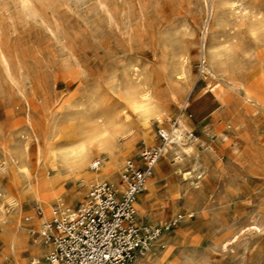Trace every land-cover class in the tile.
Listing matches in <instances>:
<instances>
[{
  "label": "rangeland",
  "instance_id": "1",
  "mask_svg": "<svg viewBox=\"0 0 264 264\" xmlns=\"http://www.w3.org/2000/svg\"><path fill=\"white\" fill-rule=\"evenodd\" d=\"M210 1L0 0V210L29 220L44 215L41 206H31L25 177L13 172L10 153L18 147L30 150L26 169L35 178L52 147L60 153L81 136L91 138L98 124L118 122L125 109L134 140L125 163L159 143L158 128L171 126L183 114L206 172L201 180L184 176L192 169L190 160L180 171L174 155L161 165L163 154L156 163L163 177L137 196L150 208L141 223L160 233L161 225L169 224L174 234L171 254L162 264H264V41L256 43L226 4L214 26V41L248 43L239 47L246 57L240 78L244 87L233 85L228 73L219 79L204 72ZM178 73L184 78L177 80ZM140 89L162 99L167 109L163 122L152 125L150 143L142 141V116L128 107L129 93ZM218 90L226 91V103L217 98ZM73 136L78 138L73 141ZM62 183L77 193L87 189L74 203L63 196L71 208L86 199L92 186L72 177ZM169 185L180 187L182 194ZM190 205L197 211L175 220L186 216ZM38 236L33 232L29 240ZM29 252L23 255L31 264ZM8 262L3 258L2 264Z\"/></svg>",
  "mask_w": 264,
  "mask_h": 264
},
{
  "label": "bare ground",
  "instance_id": "2",
  "mask_svg": "<svg viewBox=\"0 0 264 264\" xmlns=\"http://www.w3.org/2000/svg\"><path fill=\"white\" fill-rule=\"evenodd\" d=\"M226 4L230 5L236 19L239 20L238 25L240 26L242 24L246 26L247 30L257 43L260 40L264 41V1L211 0L207 5V14L204 21V53L202 60L204 72L219 79L221 78L220 74L223 72L228 73L233 80V85L244 87L240 78L246 70L243 65L246 57H244L245 59L242 57L239 47L242 48L243 44L248 43H242L241 40H224L226 41L224 44L218 45L214 41L215 39L217 40L214 35V26L220 21V14H222L220 12ZM208 36L209 42L206 44L205 40ZM249 44L251 46V43ZM262 47L264 46L261 45V48ZM181 59L183 58L181 57ZM181 59L179 62H182ZM181 69L180 72L185 71V69L182 71ZM176 76V79L178 80L184 75L182 73H178ZM225 79L227 80L228 78L226 77ZM225 92H223V90H218L216 92L217 97L222 104L227 102ZM250 96L252 97V94ZM128 107L131 108L134 113L136 112L137 116L138 114L142 116L143 124L146 129V131L143 132L144 134L142 133V141H144V143H150L154 137L152 133V125L155 121L162 123L163 117L167 114L164 101L156 97L148 89H140L129 93ZM130 117V112L124 109L118 122L114 121L98 124L93 129L91 138H84V136H81L82 138L77 140L75 143L72 144L70 142L72 144L71 147L67 149L62 148L61 150L63 151L60 153L56 150H52L56 149L52 147L46 156L45 169L40 173V175H36L35 178L34 175L26 169V162L28 157L31 155L29 153L30 150L28 151L27 147L22 145L18 147V151L10 153V162L12 163L13 172L25 177V182L27 183L26 194L30 197L31 206H41L44 210V215L29 220L31 216L22 219L18 213L9 212L5 208L0 210V243L2 246L0 249V264H2L3 258L11 259L14 264H29V258L26 257L27 255H23L26 251H30L31 255L33 254L30 261L32 259H46L49 257L53 250V244L51 245L50 243H46L39 232L43 229L45 221L51 216V212L54 207L53 201H63V203L67 205V203L63 200V196H67L69 198V202L74 203L75 198L83 196L87 191L86 189L83 192L77 193L75 189H71L70 191L67 190L62 183L66 177H72L76 182L82 181L83 183L81 186H86V188L89 185H93L96 181L108 180L117 191L120 192L123 190V185L120 181L118 182V179L120 178L119 174L121 173V168L123 167L122 165L124 163L123 161L125 155H127L134 146L133 135H130L133 129L131 122L129 121ZM177 120V123L172 127L170 139L166 143L163 150V158L159 162L162 165V161H167L171 155H174L176 162L173 164L176 166L175 168H180L184 164V161L190 160L192 169L187 171L186 168V172H183V175H197V177L201 180L203 174L206 172V161L202 157H199L197 152V138L193 137L194 135L191 127L187 123L186 117L183 114H181L180 118L178 117ZM136 123L137 122L134 124ZM83 132H81V134ZM76 137L73 136L71 139L75 141ZM94 148H96V150ZM94 155H96L97 159H101V165L98 169L89 170V167H91L93 162H91V159ZM179 170L183 171L181 168ZM163 174L162 167L157 164L153 176H151L146 183L145 189L152 190L155 184L163 177ZM200 180H198L197 183L200 184ZM183 188L185 187L183 186ZM169 189L176 195L180 193L182 194L183 192H181L182 189L177 186L172 187L169 185ZM134 206L136 215L140 222V218L145 219L148 217L150 208L145 205V201L142 198H136L134 200ZM188 208L187 213H185L187 214L186 216L180 214L177 218H175V220L178 219V217L185 218L186 220L188 216L193 215L197 211V208L194 205H190ZM32 226L37 227V230L30 228ZM149 226L153 225L149 224ZM161 227H165L163 232L160 233L159 237L153 242V245L145 253V255L137 256L129 264H162L164 259H168L171 254L174 234L171 235L172 231L169 230V224L161 225ZM36 231L39 235L38 238L35 240L31 239L33 241H30V234L33 232L35 233Z\"/></svg>",
  "mask_w": 264,
  "mask_h": 264
},
{
  "label": "built area",
  "instance_id": "3",
  "mask_svg": "<svg viewBox=\"0 0 264 264\" xmlns=\"http://www.w3.org/2000/svg\"><path fill=\"white\" fill-rule=\"evenodd\" d=\"M176 123L159 127V143L144 149L138 160L126 159L119 178L122 191L108 180H99L78 206L55 203L39 232L53 250L46 259H32L31 264H129L145 255L161 229L137 219L134 200L145 189ZM100 165L101 159H95L91 169Z\"/></svg>",
  "mask_w": 264,
  "mask_h": 264
},
{
  "label": "crops",
  "instance_id": "4",
  "mask_svg": "<svg viewBox=\"0 0 264 264\" xmlns=\"http://www.w3.org/2000/svg\"><path fill=\"white\" fill-rule=\"evenodd\" d=\"M218 98V97H217ZM220 101V100H219ZM154 170H155V168H154ZM120 176V175H119ZM118 182H119V180H118ZM138 199V198H137ZM52 245V244H51ZM52 248H53V245H52ZM12 262V261H11Z\"/></svg>",
  "mask_w": 264,
  "mask_h": 264
}]
</instances>
